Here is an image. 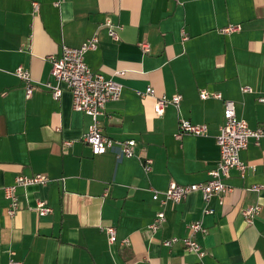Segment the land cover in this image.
Wrapping results in <instances>:
<instances>
[{
	"label": "crops",
	"instance_id": "crops-1",
	"mask_svg": "<svg viewBox=\"0 0 264 264\" xmlns=\"http://www.w3.org/2000/svg\"><path fill=\"white\" fill-rule=\"evenodd\" d=\"M57 1L0 0V264H196L181 241L165 244L189 236L195 221L206 228L193 236L206 250L204 264H264V137L241 151L247 171H230L223 202L216 195L206 203L200 192L165 207L153 198L172 181L209 180L220 160L224 99L234 100L251 128L264 122V0ZM108 21L118 26V39ZM229 24L241 29L222 32ZM94 36L98 48L86 53V63L124 84L100 126L111 138L136 140L129 158L95 154L85 141L92 117L73 108L67 88L55 99L46 86L55 83L49 56ZM19 66L32 76L29 97L27 82L14 73ZM148 86L159 96L182 94L180 107L169 104L158 115L155 98L139 94ZM203 90L223 99L202 98ZM181 118L207 124L208 132L178 138ZM38 173L50 181L19 186L20 209L10 216L4 188L18 175ZM39 201L53 211L41 215ZM257 205L248 223L243 210ZM162 208L166 220L154 232L149 225ZM109 225L116 227L114 243Z\"/></svg>",
	"mask_w": 264,
	"mask_h": 264
},
{
	"label": "built area",
	"instance_id": "built-area-1",
	"mask_svg": "<svg viewBox=\"0 0 264 264\" xmlns=\"http://www.w3.org/2000/svg\"><path fill=\"white\" fill-rule=\"evenodd\" d=\"M61 0L56 2L59 5ZM36 10L39 9V3L33 1ZM105 26L109 29V34L112 38L118 39V26L108 21ZM241 29L240 24H229L221 29L224 33H232ZM185 35V34H184ZM186 38V35L185 37ZM98 38L94 36L87 39L78 47L68 45L62 46L60 55L52 54L49 59L52 63L51 73L55 83H46L47 88L55 99H59L64 88H67L72 94V105L77 111H83L92 117V124L89 131L85 135V141L89 143L95 154H101L108 150L116 152L118 158L132 157L135 155L134 146L135 139L119 140L111 138L103 133L100 126V116L104 114V109L108 102L118 101L122 97L124 84L114 78H107L103 73L92 70L86 63V53L90 50L98 48ZM145 50H149V44L143 43ZM19 78L27 82L26 95L29 97L33 92V81L29 70L19 66L14 72ZM124 72H118L122 75ZM243 92H252V88L244 86ZM142 97L152 96L155 98L154 110L158 115H162L164 109L169 104L180 107L183 99L182 94H176L172 97L166 95H157L156 90L152 86H148L145 91H140ZM223 99L221 93H210L206 90L201 92L202 98L209 96ZM259 102L264 104V96H259ZM225 122L220 127V132L217 135V142L220 149V160L217 166L209 171L210 178L205 182L179 184L172 181L169 187L164 191L155 190L153 194L154 200L160 202L162 207L169 203H179L189 194L200 192L206 203L210 202L214 196H219L220 201H224L226 194L231 192L232 188L225 182V178L229 175L232 169H237L242 175L247 171V164L241 158V151L246 149L250 139H254L257 144L264 137V122L257 128H251L247 121L239 118L236 112L234 100L224 99ZM208 132V125L204 123H193L189 119L181 118L179 130L176 134L178 138L184 134L203 135ZM152 160L144 159V168L149 171L152 168ZM50 178L47 174L38 173L34 175H18L13 184L4 188L5 197L9 200L7 213L14 216L20 209V201L17 195L19 186H29L38 184H47ZM261 185L253 186L254 190H260ZM37 209L41 215L50 214L53 209L44 201H39ZM260 207L249 206L243 210L244 217L248 223H252L254 217L259 213ZM205 213H212L213 209L207 207ZM166 220L164 208L160 209L154 220L149 225L152 231H157L162 227ZM191 234L189 236L178 238L174 237L165 241L166 245H172L181 241L185 248L198 256L199 261L196 264H204L206 250L193 237L197 232H206V228L202 222L195 221L190 224ZM109 241L114 243L117 239L116 227L109 225L105 227ZM10 264H22L21 262L11 259ZM189 264V263H188Z\"/></svg>",
	"mask_w": 264,
	"mask_h": 264
}]
</instances>
